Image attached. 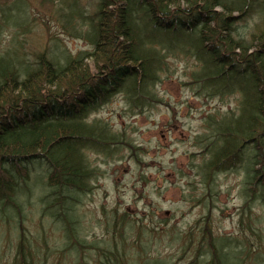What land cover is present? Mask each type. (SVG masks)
<instances>
[{"label":"trees","instance_id":"obj_1","mask_svg":"<svg viewBox=\"0 0 264 264\" xmlns=\"http://www.w3.org/2000/svg\"><path fill=\"white\" fill-rule=\"evenodd\" d=\"M97 2L92 16L81 9L72 16L89 24L86 32L72 29L90 40L91 53L65 64L44 54L33 62L0 57V214L14 218L19 213V181L27 180L28 166L43 162L50 170L44 211L65 225L69 250L90 247L74 226L76 207L92 190L96 173L88 156L112 155L124 139L107 123L89 120L118 96H125L134 110L155 102L153 87L174 52L201 58L194 84L209 89L212 98L239 96L236 111L210 122V144L203 150L210 151V159L204 170L245 169L247 201L264 207V0ZM256 16V32L242 38L239 23ZM207 243L208 251L197 254L192 264L200 259L210 264V249L214 264H243L247 251L240 241L221 237ZM98 251L100 264H127L126 253H133L117 243ZM257 259L256 254L253 263Z\"/></svg>","mask_w":264,"mask_h":264},{"label":"rangeland","instance_id":"obj_2","mask_svg":"<svg viewBox=\"0 0 264 264\" xmlns=\"http://www.w3.org/2000/svg\"><path fill=\"white\" fill-rule=\"evenodd\" d=\"M97 1L0 0V57L33 62L44 54L65 64L91 53L90 40L72 29L86 32L89 24L72 16L77 9L92 16ZM258 25L257 16L241 21L240 36L251 39ZM166 63L153 87L155 102L134 110L125 96H118L89 120L107 123L124 139L112 155L88 156L96 173L92 190L76 207L79 222L74 226L90 247L69 250L65 225L44 211L50 170L34 163L28 166L29 182L21 184L19 213L14 218L0 214V264H100L98 250L116 243L133 252L126 253L127 264H143L144 259L148 264H192L197 254L208 251L209 239L221 237L241 242L247 251L243 264H262L264 207L255 199L247 201L245 169L204 170L210 159V151H203L210 144V122L236 111L239 96L212 98L209 89L194 84L202 65L194 52H174ZM200 260L195 264H207Z\"/></svg>","mask_w":264,"mask_h":264},{"label":"bare ground","instance_id":"obj_3","mask_svg":"<svg viewBox=\"0 0 264 264\" xmlns=\"http://www.w3.org/2000/svg\"><path fill=\"white\" fill-rule=\"evenodd\" d=\"M37 163L39 164V163H43V162H37ZM28 170H29V168H28ZM29 180H30V174H29L27 180L25 181V183H28ZM25 183L19 181L17 196H18V194H19V192H20L21 184L23 185V184H25ZM29 192H30V191H29Z\"/></svg>","mask_w":264,"mask_h":264}]
</instances>
